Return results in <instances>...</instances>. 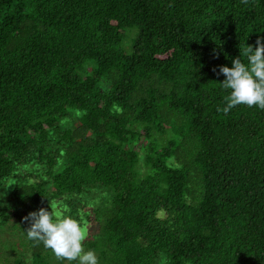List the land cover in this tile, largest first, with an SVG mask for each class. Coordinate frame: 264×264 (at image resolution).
<instances>
[{
  "label": "trees",
  "instance_id": "trees-1",
  "mask_svg": "<svg viewBox=\"0 0 264 264\" xmlns=\"http://www.w3.org/2000/svg\"><path fill=\"white\" fill-rule=\"evenodd\" d=\"M258 38L264 0H0L1 224L53 209L98 264H264V110L218 113L212 71ZM27 245L9 264L67 262Z\"/></svg>",
  "mask_w": 264,
  "mask_h": 264
},
{
  "label": "clouds",
  "instance_id": "clouds-1",
  "mask_svg": "<svg viewBox=\"0 0 264 264\" xmlns=\"http://www.w3.org/2000/svg\"><path fill=\"white\" fill-rule=\"evenodd\" d=\"M241 3L247 5L249 0H241ZM242 57L246 58V64ZM212 71L225 77L220 84L229 91L224 98L225 106L217 107L218 113L227 115L238 105L258 106L264 110V38L256 40L255 48L246 44L240 49V56L232 61V67L219 66L218 70L213 68ZM23 220L29 225L24 230L27 238L37 245L42 243L58 259L69 264H98L96 254L91 250L85 251L82 246L86 230L77 220L69 216L60 217L53 209L50 212L43 207L30 212Z\"/></svg>",
  "mask_w": 264,
  "mask_h": 264
},
{
  "label": "rangeland",
  "instance_id": "rangeland-1",
  "mask_svg": "<svg viewBox=\"0 0 264 264\" xmlns=\"http://www.w3.org/2000/svg\"><path fill=\"white\" fill-rule=\"evenodd\" d=\"M2 193L0 192V208L8 205L11 201L8 194L4 196ZM39 209L37 208L31 212L38 211ZM25 224L26 222L22 219H11L9 224L4 226L0 222V264H9L11 261L21 257H24L26 262L31 259L27 237L23 232V225ZM63 264H69V262L67 261Z\"/></svg>",
  "mask_w": 264,
  "mask_h": 264
}]
</instances>
